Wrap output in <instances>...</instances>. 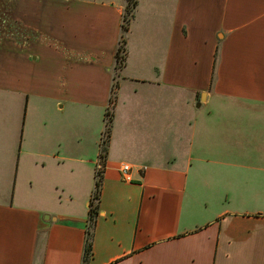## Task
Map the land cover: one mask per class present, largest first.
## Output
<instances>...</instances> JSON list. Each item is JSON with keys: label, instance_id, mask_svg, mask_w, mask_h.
<instances>
[{"label": "crops", "instance_id": "0c3cea01", "mask_svg": "<svg viewBox=\"0 0 264 264\" xmlns=\"http://www.w3.org/2000/svg\"><path fill=\"white\" fill-rule=\"evenodd\" d=\"M68 4L67 80L0 55V264H83L125 2ZM126 41L88 264H264V0H138Z\"/></svg>", "mask_w": 264, "mask_h": 264}, {"label": "rangeland", "instance_id": "374dc122", "mask_svg": "<svg viewBox=\"0 0 264 264\" xmlns=\"http://www.w3.org/2000/svg\"><path fill=\"white\" fill-rule=\"evenodd\" d=\"M69 1L70 0H0V55L4 54L8 47L12 48V46L16 49L24 48L27 50L30 48V50H32L37 57V61L33 67L35 69L39 68L47 81L67 80L69 78V74H65L64 72L62 73L63 70L60 69V67H58V63L54 61V52L55 48L60 49L58 52L63 48L60 44L61 42L59 43L58 41L59 37L57 40H55L56 35L58 33L70 34V26H68V22L70 20L71 14L67 13L70 12L68 11V8L69 6L72 7V5L68 4ZM93 1L97 4H109L110 6H123V3L125 2V11L128 3L127 0H92V2ZM139 1L141 6L145 7L151 0ZM125 11H123V18L126 15L129 18V14H127ZM65 21H68L67 24L64 23ZM29 24L37 29L43 38H46V42H42L43 40H40V42L37 44L35 43L36 45H33V42L27 41L30 38L29 35L31 33H35V31L28 29ZM123 24L126 25L127 23L124 22V20L122 21L121 34ZM8 35H13V38H6ZM65 44L67 45V49H70L69 43ZM116 65L117 63L115 61L114 71L112 72L114 76V85L117 84L115 81H118L117 79L120 75V71L119 69H116ZM114 89L115 86L111 90L108 110H114L113 107H115L116 104L117 97L115 94L117 90ZM78 108V116L85 114L86 110L91 115L90 119H81L79 116L80 120L78 121V129H81L80 134H84V139H78V152L80 153L81 149L84 150L86 149V146L90 145L89 141H87L90 138L88 134L90 131L93 133L94 129L98 127L104 131L98 138L97 150L99 151V155L103 154L104 156H107V144L109 142L110 135L105 132L107 130L105 122L107 110H102L97 106L91 107L84 104H80ZM81 109L82 111H80ZM94 115L97 117L95 121ZM100 118H102L101 122ZM95 182H97L96 179ZM93 193L92 194L94 196L92 194L91 195L95 200L94 205H98V200L95 199L96 193ZM92 224L88 222V229L91 230L93 227Z\"/></svg>", "mask_w": 264, "mask_h": 264}, {"label": "trees", "instance_id": "16d2710c", "mask_svg": "<svg viewBox=\"0 0 264 264\" xmlns=\"http://www.w3.org/2000/svg\"><path fill=\"white\" fill-rule=\"evenodd\" d=\"M127 7H126V13L129 14V18L127 17V15L123 18L124 22H126L127 24H123L122 26V34H121V40H120V46L117 49L116 52V69H119V71H121L124 66H125V62H126V56H127V50H126V35L127 32L129 30V26L130 23L133 19L134 16V11L136 9V7L138 6V1L135 0H127ZM115 87L117 85H114ZM113 86V87H114ZM116 95V94H115ZM112 112L111 110H107L106 115H105V122H106V133H108L109 138L111 136V124H112ZM102 184H103V178H100L99 180H97V182H95V199L99 201V196L101 193V188H102ZM98 205H94V202L91 201L90 204V212H89V223H93V227L87 230L86 233V243H85V252H84V257H83V264H88L91 257H92V240H93V230H94V225H95V219L97 218L98 215Z\"/></svg>", "mask_w": 264, "mask_h": 264}, {"label": "built area", "instance_id": "2783aa9c", "mask_svg": "<svg viewBox=\"0 0 264 264\" xmlns=\"http://www.w3.org/2000/svg\"><path fill=\"white\" fill-rule=\"evenodd\" d=\"M110 110V109H109ZM106 170V158L103 154L99 155L95 163V179L99 180L100 178L104 177V173ZM141 173H145L147 171L146 167H143L139 170ZM133 166L128 163H122L120 165L119 173L123 182L131 183L133 182L132 178ZM94 194V193H93ZM94 196V195H93ZM92 196L91 201H95L94 197Z\"/></svg>", "mask_w": 264, "mask_h": 264}, {"label": "water", "instance_id": "95a60500", "mask_svg": "<svg viewBox=\"0 0 264 264\" xmlns=\"http://www.w3.org/2000/svg\"><path fill=\"white\" fill-rule=\"evenodd\" d=\"M204 97V96H203ZM202 101H203V98H202ZM200 106V103L198 104V107Z\"/></svg>", "mask_w": 264, "mask_h": 264}]
</instances>
